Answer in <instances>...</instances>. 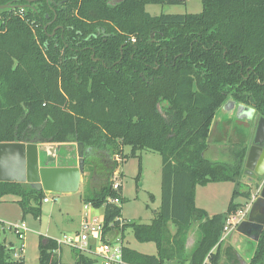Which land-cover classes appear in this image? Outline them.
<instances>
[{
    "label": "trees",
    "instance_id": "1",
    "mask_svg": "<svg viewBox=\"0 0 264 264\" xmlns=\"http://www.w3.org/2000/svg\"><path fill=\"white\" fill-rule=\"evenodd\" d=\"M9 1L28 2L0 4ZM110 1L36 0L0 9V142L83 143L80 199L103 208L102 238L122 241L130 228L137 241L156 248L148 254L122 243L120 264H239L221 237L242 206L235 196L251 198L236 189L248 130H238L231 162L211 160L205 151L227 100L264 117V0H201L198 13L158 15L146 5L186 0ZM144 149L161 157L160 203L148 223L122 218V187L110 179ZM140 173L139 159L136 179ZM223 181L235 183L227 208L208 218L195 204L196 186ZM7 194L22 217L41 215L44 191L0 181V201ZM192 225L197 235L189 249ZM37 248L38 264L98 261L76 251L72 263H63L56 239L44 235ZM11 250L0 240V264H25ZM245 264H264V228Z\"/></svg>",
    "mask_w": 264,
    "mask_h": 264
},
{
    "label": "rangeland",
    "instance_id": "2",
    "mask_svg": "<svg viewBox=\"0 0 264 264\" xmlns=\"http://www.w3.org/2000/svg\"><path fill=\"white\" fill-rule=\"evenodd\" d=\"M201 0H186L181 4H148L145 9L151 15H158L160 13H198L201 11ZM229 104L225 107H219L213 118L210 134L208 137V147L205 151V156L211 160L221 162L232 161V149L238 140L239 129L248 130L251 139L255 122L258 116L254 110L245 112V106H241L235 115V109L230 111ZM235 107V106H234ZM232 118L231 124L224 122L226 118ZM249 139V142H250ZM250 143H248L249 146ZM126 153H130V148H124ZM64 157L54 159L50 154L44 155L43 159H39V164L48 161L50 165H66L72 164L67 160V152L64 150ZM117 160L121 157L117 156ZM140 159L141 173L138 179L136 174L138 171V160ZM76 162V158L74 161ZM244 171V170H243ZM161 157L158 152L151 150H138L136 156H129L121 165L117 167L116 171L111 175V183L122 184V195L125 201L122 203V218L127 221H138L148 223L154 216L160 203V181H161ZM96 178V177H95ZM95 180V179H94ZM97 181H92L93 185ZM264 182V177L249 179L246 173L241 174L237 178V183L241 188L236 186L239 191H249L251 198L258 196L261 185ZM83 181L80 182L78 192L60 194L56 192H49V201L41 203V215L35 218L31 213L21 216V209L16 201L14 195L7 194L3 196L0 201V240L4 242L6 247L17 246L19 240L14 235V232L9 230V223L23 221L27 230L24 232L23 239V255L25 264H38V239L40 235L62 239L63 235L75 237L77 230L80 229V224L83 219V211L88 208V219L97 218L101 221L102 207L93 208L95 214H91L89 207H86L80 199ZM235 183L213 182L205 185H198L195 191V203L198 207H203L210 218L212 215L222 213L226 210L230 200L232 190ZM250 198V200H251ZM249 200V201H250ZM235 201L242 203L239 210H244L247 207L245 198L235 196ZM238 211V210H237ZM237 211L233 214L234 221H242L246 219L248 214L243 216L237 215ZM92 216V217H91ZM96 216V217H95ZM231 225H229V228ZM171 230L173 226L170 225ZM197 235V226L192 225L189 230V240L187 247L190 249L193 241ZM221 239L222 246L228 244L234 246L239 258L248 260L254 249V242L247 240L243 235L236 231V226L232 227L229 232H223ZM125 245L142 253L154 254L156 248L152 242H139L132 234L130 228L124 231L123 239L121 241ZM12 251V250H11ZM76 251L81 253L78 249L62 243L60 247V260L64 263H72L76 256ZM93 258V255H91ZM96 264H100L97 261ZM239 264H245L240 261Z\"/></svg>",
    "mask_w": 264,
    "mask_h": 264
},
{
    "label": "water",
    "instance_id": "3",
    "mask_svg": "<svg viewBox=\"0 0 264 264\" xmlns=\"http://www.w3.org/2000/svg\"><path fill=\"white\" fill-rule=\"evenodd\" d=\"M117 0H111L114 3ZM28 6L10 3L0 4V9H13ZM234 106L227 100L223 107ZM241 106V105H240ZM245 106V105H244ZM246 108V106H245ZM249 112L252 110L249 108ZM251 110V111H250ZM247 148L244 162V173L254 172L257 177H264V117L258 116L252 137ZM72 164L50 165L48 161L39 164L44 155L55 159L64 157ZM84 145L82 142L67 144L34 143L7 141L0 142V181H17L30 183L36 190L56 193L77 192L81 175L84 172ZM47 153V154H46ZM76 158V162L74 161ZM264 228V182L258 196L252 201L246 219L240 221L236 231L247 239L257 242Z\"/></svg>",
    "mask_w": 264,
    "mask_h": 264
},
{
    "label": "built area",
    "instance_id": "4",
    "mask_svg": "<svg viewBox=\"0 0 264 264\" xmlns=\"http://www.w3.org/2000/svg\"><path fill=\"white\" fill-rule=\"evenodd\" d=\"M117 184H114L113 187H117ZM49 193V192H46ZM49 196L45 194L43 201H49ZM254 200V197L247 203V207L242 212V210L237 209V215L243 216L242 214L248 212L249 207ZM112 202L118 203V199H112ZM235 211V212H236ZM234 212V213H235ZM232 213L223 228V232H229L232 227L237 226L238 221H234V216ZM101 221L94 219L85 218L81 221L80 229L77 230L75 237H70L69 235H63L62 239H56L57 243L61 247L62 243L72 246L78 249L82 254L91 256L93 255L100 264H120L122 263V242L120 236H106V239L102 238L101 230ZM229 225L231 227L229 228ZM9 230L14 232V235L19 240V244L15 247L12 246L11 257L18 259L23 255V239L24 232L27 230L26 224L21 222H14L8 224ZM58 256L60 257V248L56 250ZM203 264H209L207 260Z\"/></svg>",
    "mask_w": 264,
    "mask_h": 264
},
{
    "label": "crops",
    "instance_id": "5",
    "mask_svg": "<svg viewBox=\"0 0 264 264\" xmlns=\"http://www.w3.org/2000/svg\"><path fill=\"white\" fill-rule=\"evenodd\" d=\"M147 6V5H146ZM243 105V104H235L233 107L232 106H229V110L230 111H232V110H236L235 111V115L237 114V112L239 111V108L241 107V106ZM244 106V105H243ZM251 109L252 110V108L251 107H249V106H246V108L244 109V111L245 112H249V110L248 109ZM250 110V111H251ZM231 120H232V118H230V117H228V118H226V120L224 121V122H226V123H230L231 124ZM214 122V121H213ZM235 144V143H234ZM126 148V147H125ZM125 150V149H124ZM130 150V149H129ZM224 182H226V181H224ZM231 182V181H230ZM210 183H213V182H210ZM235 186V185H234ZM121 187H122V184H121ZM197 187V186H196ZM233 189H234V187H233ZM196 191V190H195ZM233 191V190H232ZM78 192V191H77ZM46 193V192H45ZM60 194H65V193H60ZM46 195H48L49 196V194L48 193H46ZM195 196H196V194H195ZM3 199V198H2ZM13 201H16V198L15 199H13ZM47 202V201H46ZM84 204V203H83ZM196 204V203H195ZM86 207H89V210H90V213L91 214H95V212H93V208L90 206V205H87V204H84ZM197 206V205H196ZM200 208H202V209H204L203 207H200ZM103 209V208H102ZM205 210V209H204ZM103 211V210H102ZM88 208L85 210V211H83V213H82V217H83V219H85V218H87V215H88ZM92 217V216H91ZM96 217V216H95ZM82 219V220H83ZM101 219H102V214H101ZM13 223V222H12ZM52 238H54V237H52ZM246 238V237H245ZM54 239H56V238H54ZM247 239V238H246ZM247 240H249V239H247ZM123 244H124V242H123ZM240 256V255H239ZM62 261V260H61ZM240 261H243V262H245L246 263V260H242V259H240ZM64 263V262H63Z\"/></svg>",
    "mask_w": 264,
    "mask_h": 264
},
{
    "label": "flooded vegetation",
    "instance_id": "6",
    "mask_svg": "<svg viewBox=\"0 0 264 264\" xmlns=\"http://www.w3.org/2000/svg\"><path fill=\"white\" fill-rule=\"evenodd\" d=\"M13 1V0H12ZM28 2H35L36 0H27ZM46 1H49V0H46ZM11 1H9V3H10ZM28 2L26 3V4H28ZM31 2V3H32ZM10 4H14V5H20V3H13V2H11ZM18 8H22L21 6L20 7H18ZM248 175V178L249 179H254V178H257V175H255L254 174V172H252V173H249V174H247ZM247 217V216H246Z\"/></svg>",
    "mask_w": 264,
    "mask_h": 264
}]
</instances>
